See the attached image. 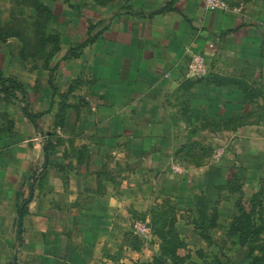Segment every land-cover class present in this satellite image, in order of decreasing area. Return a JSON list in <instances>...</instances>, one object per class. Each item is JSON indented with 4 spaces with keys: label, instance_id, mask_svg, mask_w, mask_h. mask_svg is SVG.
<instances>
[{
    "label": "rangeland",
    "instance_id": "374dc122",
    "mask_svg": "<svg viewBox=\"0 0 264 264\" xmlns=\"http://www.w3.org/2000/svg\"><path fill=\"white\" fill-rule=\"evenodd\" d=\"M119 1L0 0V49L17 69L24 67L33 88L42 90L48 79L53 97L46 112L52 159L33 177V192L41 196L57 187L50 207L65 226L54 232V245L65 248L64 239L70 244V264H251L264 248V161L251 167L240 154L235 168L219 164L228 149L220 144L222 132L249 117L216 114L207 128L188 132L165 169L181 175L175 193H158L150 170L126 178L129 164L118 145L124 138L96 131L100 116L88 99L93 83L85 66L94 50L79 56L115 20ZM70 49L78 55L64 59ZM46 109L43 104L40 114ZM196 167L198 174L188 177ZM237 219L242 224L233 226Z\"/></svg>",
    "mask_w": 264,
    "mask_h": 264
},
{
    "label": "crops",
    "instance_id": "0c3cea01",
    "mask_svg": "<svg viewBox=\"0 0 264 264\" xmlns=\"http://www.w3.org/2000/svg\"><path fill=\"white\" fill-rule=\"evenodd\" d=\"M225 1L227 9L208 10L204 0H120L115 20L79 56L94 50L85 66L93 83L88 99L100 116L96 131L124 138L118 153L129 164L125 176L154 172L158 193L180 190L181 175L165 169L186 145L188 132L207 128L216 114L249 117L222 132L220 144L228 149L219 164L235 168L240 154L251 167L264 161V0ZM192 53L206 59L208 73L199 80L186 74ZM23 68L0 49V72L27 84L16 98L0 93V264H70V244L64 239L62 249L53 243L54 232L65 226L50 207L57 187L41 196L33 192V177L52 159L46 112L53 97L48 79L37 90ZM43 104L47 109L40 114ZM189 174H198L197 167Z\"/></svg>",
    "mask_w": 264,
    "mask_h": 264
},
{
    "label": "trees",
    "instance_id": "16d2710c",
    "mask_svg": "<svg viewBox=\"0 0 264 264\" xmlns=\"http://www.w3.org/2000/svg\"><path fill=\"white\" fill-rule=\"evenodd\" d=\"M81 45L83 46V44ZM81 45L80 47H82ZM71 53H73L72 56L78 55L73 52V49H70L68 53L65 54L64 59L67 58L68 56H71ZM24 89L25 88L23 87L21 81H19L16 77L11 76V75L6 76L2 72H0V93H2L6 99L16 98L17 92L24 94ZM31 117H37V116L32 115ZM46 151L50 152L48 144L46 147ZM237 189L239 190V185H237V187L234 188V190H237ZM242 209H243L242 206L238 204V210L241 212ZM241 224H242V221L239 219L234 220L232 223L233 226L234 225L240 226ZM232 227L230 229H232ZM260 252H261L260 255L254 256L252 258L251 264H262V262L264 261V248Z\"/></svg>",
    "mask_w": 264,
    "mask_h": 264
},
{
    "label": "built area",
    "instance_id": "2783aa9c",
    "mask_svg": "<svg viewBox=\"0 0 264 264\" xmlns=\"http://www.w3.org/2000/svg\"><path fill=\"white\" fill-rule=\"evenodd\" d=\"M204 4L208 10H225L228 7L225 0H204ZM207 73L208 67L204 55L201 53H192L187 64V76L190 78H199L206 76Z\"/></svg>",
    "mask_w": 264,
    "mask_h": 264
},
{
    "label": "water",
    "instance_id": "95a60500",
    "mask_svg": "<svg viewBox=\"0 0 264 264\" xmlns=\"http://www.w3.org/2000/svg\"><path fill=\"white\" fill-rule=\"evenodd\" d=\"M20 228H21V218H20V221H19L18 233L20 232Z\"/></svg>",
    "mask_w": 264,
    "mask_h": 264
}]
</instances>
